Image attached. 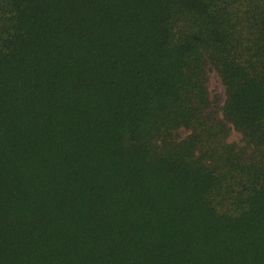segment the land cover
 I'll return each mask as SVG.
<instances>
[{
    "label": "trees",
    "instance_id": "obj_1",
    "mask_svg": "<svg viewBox=\"0 0 264 264\" xmlns=\"http://www.w3.org/2000/svg\"><path fill=\"white\" fill-rule=\"evenodd\" d=\"M242 1L0 0V264H264V162L194 157L227 133L206 64L264 149V0Z\"/></svg>",
    "mask_w": 264,
    "mask_h": 264
},
{
    "label": "rangeland",
    "instance_id": "obj_2",
    "mask_svg": "<svg viewBox=\"0 0 264 264\" xmlns=\"http://www.w3.org/2000/svg\"><path fill=\"white\" fill-rule=\"evenodd\" d=\"M228 2V0H226ZM234 7H239V2L242 0H229ZM246 1L243 0L241 2L242 6H246ZM205 77H206V93L209 102V109L207 110L206 114L210 113L211 117L214 119V123H222L226 129L227 133L221 137V139L217 142L220 146L217 147L207 146L202 143H197V150L195 151L194 157L197 159L201 156V148H207L210 151L219 152L220 155H216L214 158L216 159V165L220 167V169H224L222 174L225 175L230 173L231 166L229 165L230 162L227 161V157L224 156L223 152L226 151H233V156H235V160L232 161L233 165H240L239 161L244 165L242 167H247L249 163L253 164H260L264 162V149H258L250 145L243 136L235 131L230 124H227L224 121L223 117V108L227 101L226 91L221 82L219 75L215 72V70L209 65H205ZM195 133L191 132L190 130L180 129L176 131L173 135V140L176 143H183L187 139L194 136ZM196 135H199L196 133ZM215 152V153H216ZM223 153V154H222ZM220 158V159H218ZM239 160V161H238ZM209 161V160H208ZM241 166V165H240ZM231 180L229 178L226 179V184L230 185ZM226 196V195H225ZM229 198V197H227ZM225 198V199H227ZM232 197L230 196L229 200ZM228 200V199H227ZM221 204V205H220ZM220 206L217 207L218 211L221 213H228V214H237L236 210L232 207L230 201L220 202Z\"/></svg>",
    "mask_w": 264,
    "mask_h": 264
}]
</instances>
